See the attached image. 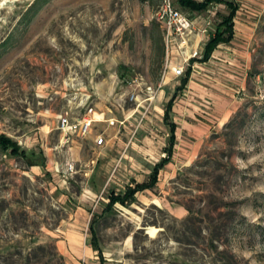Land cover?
Returning <instances> with one entry per match:
<instances>
[{
	"label": "rangeland",
	"instance_id": "rangeland-1",
	"mask_svg": "<svg viewBox=\"0 0 264 264\" xmlns=\"http://www.w3.org/2000/svg\"><path fill=\"white\" fill-rule=\"evenodd\" d=\"M34 1L0 0V137L40 152L49 174L0 148V264H99L96 253L86 254L85 209L99 210L84 191V171L91 158L114 153L94 142L101 130L64 136L59 116L72 120L92 108L121 119L156 87L169 70L155 19L160 0H48L35 15L28 10ZM234 1L241 36L225 53L229 61L202 66L198 82L207 96L193 101L187 117L207 126L197 155L169 165L153 190L99 219L104 264H264V0ZM209 11L181 10L203 22L225 7ZM200 47L190 54L200 57ZM162 113L150 110L140 123L145 131L133 138L144 141L135 153L153 162L167 139ZM150 168L139 162L133 171L141 177ZM115 169L102 163L99 177Z\"/></svg>",
	"mask_w": 264,
	"mask_h": 264
},
{
	"label": "crops",
	"instance_id": "crops-1",
	"mask_svg": "<svg viewBox=\"0 0 264 264\" xmlns=\"http://www.w3.org/2000/svg\"><path fill=\"white\" fill-rule=\"evenodd\" d=\"M232 1L237 5V10L233 18V38L228 44H219L212 51L207 61H200L201 59L200 56L195 58L196 59L195 61L190 62L191 58H189V56L192 50L198 49L200 47V44L204 46L205 43L203 44V42H206L207 39L209 38V35L213 30V25L217 21V19L215 21L208 20V21L200 22L197 20V16H194L195 18L194 17L190 18V20L193 23L194 31L190 35L187 45L183 48L184 52L173 46H170L167 51L165 49L166 64H167L166 67L170 71L169 70L164 71V74L162 78L157 82L156 87L154 88L151 87L154 91L149 92L147 90L145 98H143V100L140 103L136 104V106L133 109H130L131 112H129V114L126 115L123 114L124 116L121 119H118V118H113V116H111L110 109L97 111V110H93L92 108H89L90 111L88 109V111L84 112L79 118H72V120L69 119V121L72 122L82 117H91L93 121L91 124V128L89 130V134L94 131L97 132V130H101L99 133L95 134L97 135L96 137L99 136L103 139L102 146H98V147L101 148V151H107L108 153L112 151L114 153V156L107 155L106 157H104V159H103V155L102 157H99L98 155L94 159L91 158L90 161L87 160L88 162L94 165L88 170L84 171L85 177L87 176L86 183H88V186H86L87 188L86 187L84 188V191H87L89 194H91L92 196L98 199L96 203H98L97 205L99 210L98 212H95L94 208H92L91 205L87 209H85L88 215H90L89 223L91 221L93 213L99 214L104 210V206L108 203L109 201L108 196L111 192H114L115 194L121 193L126 189V187H134L135 184H141L147 182L149 180V175L151 173L152 167L166 157L165 151L166 148L169 146L168 139L170 136V129H169V125H167L164 122V111L166 104L173 96L174 97L169 113V121L175 124V128L173 130L174 141L172 144V153L169 161L166 162L163 165V167L158 170L155 186L157 184L159 174L165 171V169L168 168L169 165H173L177 163L186 164L192 161V159L196 157L197 150L200 146L199 140L206 134L207 126L206 124H199V123L192 124L187 117L191 116L194 113L193 101H197V99H205V97L207 96V88L203 87L198 82V80L201 81L202 79L201 78L202 74L200 73L202 66L204 67L213 58L229 61V57L225 53L234 44V41L238 39V36H241L236 33V18L238 17L237 15L239 14L240 6L238 3H236V1L234 0ZM214 5L224 6V4L222 3L214 4ZM213 6L211 8H213ZM209 10L210 8L207 11L210 12ZM209 25H211V28L210 30H207V27ZM247 25L248 24H245L244 26L248 28ZM243 32L244 33L242 37L247 38V34H248L247 29ZM203 46L202 48L200 47V50L201 49L203 50ZM202 50H201V55H202ZM185 64L188 67L186 71L189 69L187 81L180 90H177V87L180 86L182 78L178 83L177 81H174V78L177 76L173 74L172 68L177 66H184ZM139 108H142L143 111L140 114L138 123L136 125H133L131 123L132 120L130 119L132 118L133 114L139 110ZM154 109L156 110L162 109L163 111L162 121L167 127V132L165 134L167 139L165 141L163 140L162 148L160 151V156H161L160 159L155 160L153 162L147 157H141L140 155L135 153L136 150L140 152L141 149L139 144L143 143L144 141L138 140V143L135 144V142H133V138L135 137V134L138 131L139 132L145 131L144 129L146 127L141 126L140 123L144 118H146L147 113L150 112V110H154ZM95 114L100 115V118L96 119L94 117ZM109 120H114L115 121L114 125H109L108 124ZM102 132H104L103 133L104 135H102ZM93 140L95 142L96 138H94ZM71 141L73 142L74 139ZM74 147L75 146L72 145L70 146V149H73ZM142 154H147V153L143 152ZM134 156L136 159H134ZM143 156H147V155H143ZM108 161L115 163V168H116L115 172L109 174L108 176L99 177V167H101L102 163H108ZM66 162H70V161H66ZM139 162L145 163L147 166L148 164H151L150 170H147L145 174H143V176L141 175V177H139L137 173L133 171L135 163H139ZM84 163L87 162L84 161ZM29 167L30 170L33 171L35 174H39L38 172L40 169H43L45 174H49L48 171L49 168L46 163V157H45L44 166L31 165ZM142 172L144 173L143 170ZM147 190L150 189H145L141 192L136 193L135 194L136 201H137V195ZM117 206L125 207L116 203L114 204L116 211H117ZM75 209L85 211L84 209L81 208V206H76ZM89 223H88V229H89ZM82 227H85V223L82 225ZM76 236H78V234ZM88 245L90 251H86V254L89 255L96 253V258H98L99 261L98 253L95 250H93L91 246V235H90V239L88 240ZM103 259L105 261L104 256ZM99 264H101L100 261Z\"/></svg>",
	"mask_w": 264,
	"mask_h": 264
},
{
	"label": "trees",
	"instance_id": "trees-1",
	"mask_svg": "<svg viewBox=\"0 0 264 264\" xmlns=\"http://www.w3.org/2000/svg\"><path fill=\"white\" fill-rule=\"evenodd\" d=\"M48 0H35L29 6V13H33L34 15L39 12L41 7L45 4ZM172 5L175 9L179 11H186L189 13H202L207 11L211 8L214 4L222 3L225 6L224 13H218L217 21L213 25V30L209 35V38L205 42L202 50V55L200 61H207L212 53V51L219 45V44H228L233 38V18L235 16V12L237 10V5L232 0H171ZM161 2V0H160ZM176 5L179 7L176 8ZM185 12V13H186ZM183 13V12H182ZM187 16V15H186ZM189 17V15L187 16ZM158 39L161 41L162 36H158ZM163 41V40H162ZM161 41L160 43V51L161 55L164 54V43ZM195 58H191L190 62L195 61ZM189 69L186 71L185 76L181 79L180 86L177 87V90H180L186 83L188 77ZM174 97V96H173ZM173 97L168 101L164 111V122L169 125L170 129V136H169V146L166 148V157L163 158L159 163L155 164L152 167L151 173L149 175V180L147 182L141 184H135L134 187H126V189L121 192L115 194L111 192L108 196V203L104 206V210L101 213H93L91 221L89 223V231L91 234V246L93 250L98 253L99 261L101 264L104 263V259L102 256L101 248L98 243L97 237V230L96 224L98 223L99 219L106 218L111 214L115 213L114 204L118 203L122 206L128 207L132 203H136L135 194L141 192L145 189L153 190L156 180H157V173L163 165L169 161L171 153H172V144L174 141L173 130L175 128V124L169 121V113L171 109V104L173 101ZM0 148L1 151L7 152L12 156L22 158L27 165H41L43 166L44 158L42 157L41 153H36L35 151H26L25 149L19 148L17 143L12 139L1 135L0 137ZM182 264H187L183 262Z\"/></svg>",
	"mask_w": 264,
	"mask_h": 264
},
{
	"label": "built area",
	"instance_id": "built-area-1",
	"mask_svg": "<svg viewBox=\"0 0 264 264\" xmlns=\"http://www.w3.org/2000/svg\"><path fill=\"white\" fill-rule=\"evenodd\" d=\"M155 19L162 27L166 51L170 46L183 50V48L187 45L190 35L194 31L193 23L190 18L181 11L175 9L171 0H161L159 8L155 13ZM196 56L197 52L193 51L189 58H195ZM172 72L177 77L182 75L183 66L172 68ZM147 90L149 92L154 91L151 87H148ZM129 98L130 100L134 99V94L131 93ZM92 121L91 117H82L71 122L66 116L60 115L59 129L63 132L64 136L71 134L84 136L89 132ZM114 123V120L108 121L109 125H114ZM95 143L96 145H101L103 143V139L98 137Z\"/></svg>",
	"mask_w": 264,
	"mask_h": 264
},
{
	"label": "bare ground",
	"instance_id": "bare-ground-1",
	"mask_svg": "<svg viewBox=\"0 0 264 264\" xmlns=\"http://www.w3.org/2000/svg\"><path fill=\"white\" fill-rule=\"evenodd\" d=\"M94 117H95L96 119H99V118H100V115L95 114ZM155 232H156V228H154V227H148V233H149L150 235H154Z\"/></svg>",
	"mask_w": 264,
	"mask_h": 264
},
{
	"label": "water",
	"instance_id": "water-1",
	"mask_svg": "<svg viewBox=\"0 0 264 264\" xmlns=\"http://www.w3.org/2000/svg\"><path fill=\"white\" fill-rule=\"evenodd\" d=\"M146 231H148V227L144 228Z\"/></svg>",
	"mask_w": 264,
	"mask_h": 264
}]
</instances>
